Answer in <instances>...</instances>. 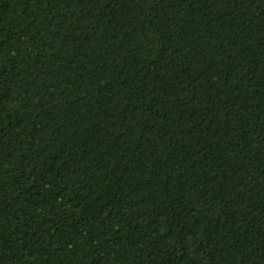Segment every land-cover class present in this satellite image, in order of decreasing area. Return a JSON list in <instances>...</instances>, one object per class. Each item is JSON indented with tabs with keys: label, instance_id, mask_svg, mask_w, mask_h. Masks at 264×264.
<instances>
[{
	"label": "trees",
	"instance_id": "16d2710c",
	"mask_svg": "<svg viewBox=\"0 0 264 264\" xmlns=\"http://www.w3.org/2000/svg\"><path fill=\"white\" fill-rule=\"evenodd\" d=\"M0 264H264V0H0Z\"/></svg>",
	"mask_w": 264,
	"mask_h": 264
}]
</instances>
